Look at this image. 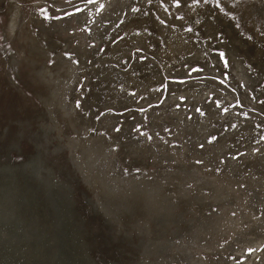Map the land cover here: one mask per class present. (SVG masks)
I'll return each mask as SVG.
<instances>
[{"label":"rangeland","instance_id":"obj_1","mask_svg":"<svg viewBox=\"0 0 264 264\" xmlns=\"http://www.w3.org/2000/svg\"><path fill=\"white\" fill-rule=\"evenodd\" d=\"M18 171L62 192L91 264H261L264 0H0Z\"/></svg>","mask_w":264,"mask_h":264},{"label":"bare ground","instance_id":"obj_2","mask_svg":"<svg viewBox=\"0 0 264 264\" xmlns=\"http://www.w3.org/2000/svg\"><path fill=\"white\" fill-rule=\"evenodd\" d=\"M49 75L52 77L51 73ZM56 83L58 85V78ZM33 160L35 162V158H32L30 162L32 163ZM6 170H3V173L9 172ZM19 173L21 172L13 173L7 181H0V188L3 187L0 191L7 196L5 198L0 195V264H58V262L62 263V260H64V264H91L86 257L87 249L84 247L86 245L80 239L81 232H83L82 227L75 224V220L73 222L72 207L61 195L62 192L59 194L55 191L52 195L41 193L38 184H36L37 188L33 185L35 183L33 176H24ZM35 189L43 201L40 199L39 202L38 198L27 199L26 194L33 192L34 196ZM11 198L15 199L12 202L8 201L12 200ZM46 203L49 204L52 211V224L44 226L46 215L43 212V206ZM149 217L152 223L159 222L154 216L149 215ZM114 222H117V219L111 221L113 224ZM143 224L145 226L141 224V220L134 222V226L142 225L149 228L146 219ZM37 230L43 232L42 240L39 239L41 234ZM48 239L52 243H49ZM73 255H77V258ZM62 256L63 259H61ZM262 258L261 264H264V257Z\"/></svg>","mask_w":264,"mask_h":264},{"label":"snow or ice","instance_id":"obj_3","mask_svg":"<svg viewBox=\"0 0 264 264\" xmlns=\"http://www.w3.org/2000/svg\"><path fill=\"white\" fill-rule=\"evenodd\" d=\"M102 7V6H101Z\"/></svg>","mask_w":264,"mask_h":264}]
</instances>
